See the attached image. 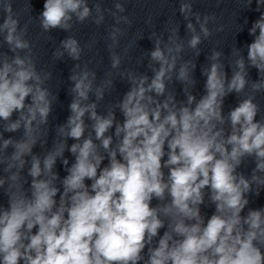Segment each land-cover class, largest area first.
<instances>
[{
  "label": "clouds",
  "instance_id": "clouds-1",
  "mask_svg": "<svg viewBox=\"0 0 264 264\" xmlns=\"http://www.w3.org/2000/svg\"><path fill=\"white\" fill-rule=\"evenodd\" d=\"M256 3L257 10L264 7V0ZM116 8L124 11L119 3ZM0 11V33L14 53L11 58L0 53V196L5 198L0 264H264V208L248 207L249 197L264 190V119H256L260 106L254 95L227 116L223 112L225 98L249 85L247 68H256L261 77L251 82L252 93L264 90V12L249 29L254 39L247 46V66L234 49L229 79L221 53L213 51V62L202 69L206 81L199 99L191 91L193 61L179 63L177 71L184 50L178 28L171 29L167 43L156 39L149 54L151 77L121 73L131 86L103 114L98 102L113 87L111 73L94 87L96 73L86 67L78 71L76 64L69 77L70 115L56 127L52 148L40 155L34 149H46L57 99L45 87L51 73L37 71L23 38L27 28L18 31L12 0H0ZM91 11L87 0H45L41 26L70 30L73 16L83 22ZM180 11L187 19L191 4L182 3ZM209 19L201 23L196 14L205 38L211 35ZM102 20L101 15L95 23ZM186 27L192 33L188 47L195 50L201 35L191 21ZM61 44L80 60L76 39ZM20 50L28 54L21 56ZM120 63L113 53L112 68ZM174 79L183 85L185 101L169 90ZM4 132L21 135L5 138ZM66 151L74 158L71 164ZM249 158L255 166L246 176L238 169ZM206 200L214 208L207 216Z\"/></svg>",
  "mask_w": 264,
  "mask_h": 264
}]
</instances>
